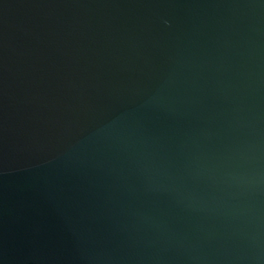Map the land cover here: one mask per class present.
I'll return each mask as SVG.
<instances>
[{
  "label": "water",
  "instance_id": "95a60500",
  "mask_svg": "<svg viewBox=\"0 0 264 264\" xmlns=\"http://www.w3.org/2000/svg\"><path fill=\"white\" fill-rule=\"evenodd\" d=\"M0 264H264V0H0Z\"/></svg>",
  "mask_w": 264,
  "mask_h": 264
}]
</instances>
